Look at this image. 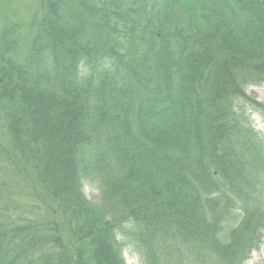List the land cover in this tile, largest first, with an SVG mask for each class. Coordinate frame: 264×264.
<instances>
[{"label":"trees","instance_id":"16d2710c","mask_svg":"<svg viewBox=\"0 0 264 264\" xmlns=\"http://www.w3.org/2000/svg\"><path fill=\"white\" fill-rule=\"evenodd\" d=\"M6 10L0 173L33 209L12 219L0 193V264H126L129 246L243 264L264 242V101L245 91L264 82V0Z\"/></svg>","mask_w":264,"mask_h":264},{"label":"rangeland","instance_id":"374dc122","mask_svg":"<svg viewBox=\"0 0 264 264\" xmlns=\"http://www.w3.org/2000/svg\"><path fill=\"white\" fill-rule=\"evenodd\" d=\"M32 0H3L0 3L1 9H15L20 16H23L25 9L31 5ZM27 13H25L26 15ZM247 94H253L258 101H264V82L259 85H248L245 87ZM253 126L264 134V123L257 113L250 114ZM0 193L4 196V208L7 214L12 218L31 216L25 193L20 189L18 179L10 175L9 170L4 169L0 173ZM83 193L89 200H96L98 197L97 189L90 184H83ZM123 257L126 264H143L139 254L131 246L124 248ZM264 259V242L260 244L257 250L251 252L249 258L243 264H261Z\"/></svg>","mask_w":264,"mask_h":264}]
</instances>
